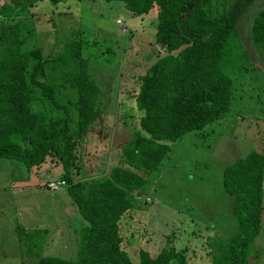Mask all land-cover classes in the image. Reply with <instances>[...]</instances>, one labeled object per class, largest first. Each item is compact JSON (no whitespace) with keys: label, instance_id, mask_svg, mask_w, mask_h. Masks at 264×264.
<instances>
[{"label":"trees","instance_id":"obj_1","mask_svg":"<svg viewBox=\"0 0 264 264\" xmlns=\"http://www.w3.org/2000/svg\"><path fill=\"white\" fill-rule=\"evenodd\" d=\"M26 1L0 0V158L24 164L29 173L48 164L59 168L57 182H64L86 226L75 261L41 253L48 229L17 226L19 244L35 264H133L123 245L122 219L170 151L167 142L229 112L233 80L226 69L247 57L239 21L257 0H106L122 1L135 17L156 7L154 40L166 52L142 77L136 95L144 111L140 130L113 145L117 164L88 181L79 179L81 141L101 111L91 56H83L82 37L55 55L39 45L24 49L16 18L36 0ZM248 38L264 62V4L251 18ZM222 184L236 198L237 229L227 241L211 242V264H250L262 225L264 154L252 150L225 167ZM186 251L171 246L152 257L141 249L138 264H188Z\"/></svg>","mask_w":264,"mask_h":264},{"label":"rangeland","instance_id":"obj_2","mask_svg":"<svg viewBox=\"0 0 264 264\" xmlns=\"http://www.w3.org/2000/svg\"><path fill=\"white\" fill-rule=\"evenodd\" d=\"M263 4L264 0H257L239 21L247 57H240L233 69H226L233 80L229 112L202 129L167 142L170 151L158 170L147 177L131 211L123 217V245L133 264H138L141 249L154 257L171 246L176 251L187 250L188 264H211V242L227 241L235 235L236 198L225 192L222 173L249 151L264 154V62L248 38L251 18ZM16 19L22 24L24 49L39 45L45 54L55 55L82 37L83 56H91L90 68L101 87V111L81 142L91 146L90 161H105L103 142L110 144L114 160L118 149L113 145H120L140 130L144 111L139 109L136 95L142 77L166 52L154 40L157 8L135 17L122 1L36 0ZM1 25L0 19V29ZM251 61L256 67L248 66ZM27 170L20 162L0 158V264H20L22 258L27 264H35L24 244H19L17 226L51 232L59 226L64 231L53 233L58 242L45 244L41 253L75 261L80 229L86 222L77 214L65 187L43 186L50 180L57 183L59 168L52 165L45 173L37 172L41 180L37 186L35 172L29 175ZM261 216L251 264H264V191ZM60 218L67 227L63 228Z\"/></svg>","mask_w":264,"mask_h":264},{"label":"crops","instance_id":"obj_3","mask_svg":"<svg viewBox=\"0 0 264 264\" xmlns=\"http://www.w3.org/2000/svg\"><path fill=\"white\" fill-rule=\"evenodd\" d=\"M103 144L105 145L104 148L106 149V150H104V156H105L104 160L105 161L102 163H98V162L90 161V160H93V155H90L91 151L89 150V148L91 146H89V145L86 146L84 144V142H81V145L82 146L85 145V146L83 147L84 149H82V160H81L82 170H81V175L79 177L80 180L88 181L89 179H91L93 177H98V176L104 175L108 171V168L110 167L109 165L113 164L112 163L113 162L112 161L113 160V158H112L113 154L111 155L109 152L110 151V146H109L110 144H108L106 142H103ZM111 152H112V150H111ZM117 152H118V150H117ZM114 159H115V157H114ZM51 166H52L51 164H48L46 167H44L42 170H40L38 172H41V173L44 172L45 173V171L51 169ZM31 174H32V172L29 173V175H31ZM33 175L35 178L34 179V181H35L34 186H37L36 183L41 182V180L38 179V173L37 172L33 173ZM37 180H39V181H37ZM50 182H53V181H51V180L47 181L48 184ZM43 183H44L43 186L50 188V186L47 183H45V182H43ZM23 185H26V183H24ZM61 187H65V186L61 185ZM58 188H60V186ZM60 222L63 223V226H64L63 228L68 226V225H66V223L64 224L62 218H60ZM57 228L58 229L56 231L54 230V232H51L50 229H48L49 234L45 237V243L47 244V246H52V244L54 242H56V241L58 242V239L54 240L53 233H56V232L62 233L64 230L60 229L59 226H57ZM16 229H17V227H16ZM37 229H40V228H37ZM33 230H35V229H33ZM249 263L251 264V262H249ZM20 264H27V259H24V258L20 259Z\"/></svg>","mask_w":264,"mask_h":264},{"label":"built area","instance_id":"obj_4","mask_svg":"<svg viewBox=\"0 0 264 264\" xmlns=\"http://www.w3.org/2000/svg\"><path fill=\"white\" fill-rule=\"evenodd\" d=\"M52 184V183H51ZM51 184H49V186L50 187H52V188H57L59 185H63L64 184V182H53V184H52V186H51Z\"/></svg>","mask_w":264,"mask_h":264}]
</instances>
